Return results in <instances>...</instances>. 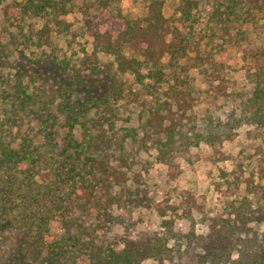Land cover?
<instances>
[{"label":"rangeland","instance_id":"1","mask_svg":"<svg viewBox=\"0 0 264 264\" xmlns=\"http://www.w3.org/2000/svg\"><path fill=\"white\" fill-rule=\"evenodd\" d=\"M197 1L200 10L195 23L188 27L178 22L181 0H165L166 17L180 26L185 35L191 33L192 41L201 42V55L213 59L207 66L209 74H202L205 68H191L186 73L188 86L198 99L188 115L201 137L193 136L190 128H185L188 136H179L173 168L158 162L156 150L144 139L147 111L164 101L166 90L148 95L132 76L117 73L111 57L93 54L81 12L66 17L72 25L71 32L55 36L52 47L25 52L28 59L49 57V61L50 57H57L58 62L70 63L69 70L58 72L46 65L38 71L36 65L25 62L26 72L21 81L30 92L43 84L48 91L59 88L66 92L72 84L75 99L87 102L108 91L114 83V88L122 89L111 97L108 106L111 111L101 106L89 112L88 119L107 121L92 133L110 166L126 173L127 179L114 186L115 201L100 220L77 212L68 220L70 225H64V234L79 240L75 264L88 263L89 247L112 245L120 249L124 239L158 242L162 253H151L143 264H233L241 255L254 260L258 253L264 252V199L250 195L244 183L253 173L258 177L264 175L260 170L264 171V100L259 103L250 100L256 89L254 74L264 65L251 54L264 49V22L255 25L235 21L223 24V21L217 25L210 21L216 0ZM82 2L78 4L81 6ZM118 3L133 18L146 16L144 0H118ZM1 10L2 6L0 48L11 50L18 57L26 49V38H33L32 30H40L43 21L29 19L17 25L8 21ZM92 17L98 20L101 13L93 12ZM209 26L217 27L215 44L208 42ZM15 73V69L5 70L12 85L17 79ZM217 74L220 80H216ZM79 76L85 85L76 89L74 83ZM52 111L56 112L57 106ZM67 131L65 118L61 116L51 140L62 147ZM36 142L46 144L42 135ZM159 206L166 210L164 218L157 211ZM50 229L59 230L56 223ZM19 238L15 227L0 236V264L7 257L11 262L14 260L13 264H43L46 252L33 243L27 244L32 259L28 257L24 262L19 259L25 253L17 247Z\"/></svg>","mask_w":264,"mask_h":264},{"label":"trees","instance_id":"2","mask_svg":"<svg viewBox=\"0 0 264 264\" xmlns=\"http://www.w3.org/2000/svg\"><path fill=\"white\" fill-rule=\"evenodd\" d=\"M78 1L0 0L1 11L8 21L17 25L29 19L43 21L40 30H32L33 38H26V49L18 57L13 51L0 48V105L3 106L0 111V236L12 231V227L16 228L20 236L17 247L25 252L19 258L23 262L28 257L32 259L27 244L33 243L46 252L43 264H75L79 240L64 234V225L69 226L68 220L77 212L100 220L115 201L114 186L127 179L126 173L110 166L92 133L104 127L107 121L105 118L88 119V113L101 106L111 111L108 107L111 97L122 91L114 88L116 83L108 91L82 102L75 99L76 90L72 84L66 92L59 88L48 91L46 84L30 92L21 81L26 72L25 62L36 65L38 71L45 65L58 72L69 70L70 63L58 62L57 57L47 61L49 57L28 59L25 54L27 50L32 53L52 47L55 36L70 34L72 25L66 17L81 12L93 54L111 57L118 74L132 76L136 85L148 95L166 90L164 101L147 111L143 123L145 142H150L156 150L158 162L173 168L179 136H188L184 131L186 127L193 136L201 137L188 115L198 99L188 86L186 73L191 68H205L202 74H209L207 66L213 59L201 55V42L192 41L191 33L185 35L180 27H192L200 3L181 0L177 8L180 26H175L164 13L165 0H144L146 16L140 18L131 17L118 0H81V6ZM214 4L210 21L217 25L223 21V24L235 21L255 25L264 22V0H216ZM93 12H100L101 17L95 20ZM207 29V34L211 33L207 35L210 37L208 42L215 44L217 27ZM251 54L252 58L264 62V49ZM13 69L17 78L14 85L5 74V70ZM254 76L256 89L250 100L259 103L264 100V65ZM215 77L221 79L219 74ZM74 84L76 89L85 85L80 76ZM54 106H57L56 112L52 111ZM61 116L65 118L68 131L62 147H58L51 135H54ZM40 135L46 144L36 142ZM256 179L259 180L257 184ZM236 180L240 181L239 178ZM263 181L264 175L258 177L255 173L245 179L248 193L264 199ZM157 211L161 217L166 216V210L160 206ZM54 223L59 229L56 232L50 229ZM160 248L155 239L144 242L124 239L120 249L112 245L91 246L86 249L87 264H143L151 253L161 254ZM241 256L233 264H264V252L258 253L254 260ZM13 261L7 257L4 264H13Z\"/></svg>","mask_w":264,"mask_h":264}]
</instances>
